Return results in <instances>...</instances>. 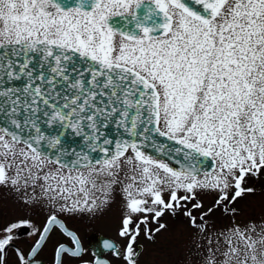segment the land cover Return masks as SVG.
Here are the masks:
<instances>
[{"label": "snow or ice", "instance_id": "snow-or-ice-1", "mask_svg": "<svg viewBox=\"0 0 264 264\" xmlns=\"http://www.w3.org/2000/svg\"><path fill=\"white\" fill-rule=\"evenodd\" d=\"M258 183L264 0H0V189L45 214L0 205V264H142L166 218L195 264H264ZM114 205L94 246L62 219Z\"/></svg>", "mask_w": 264, "mask_h": 264}, {"label": "flooded vegetation", "instance_id": "flooded-vegetation-1", "mask_svg": "<svg viewBox=\"0 0 264 264\" xmlns=\"http://www.w3.org/2000/svg\"><path fill=\"white\" fill-rule=\"evenodd\" d=\"M0 205H2L3 216L6 221L15 219L19 215H27L36 220L37 223H39L42 221L43 216L45 215L43 212H40V216L38 218L36 216V212H38L39 209H36L33 212L22 213L17 206L16 201L13 199V195L2 189H0ZM118 215V206L114 205L103 216L98 217L94 220H82L80 215L74 217H62V219L65 220L67 226L70 229L78 230L82 241H84L85 236H87L88 241L94 246L95 243L102 237L117 239V237L115 236V229L117 226ZM166 219L168 220L169 228H172L178 223H181L180 220H173L171 218ZM165 232L158 234L154 242H149L143 237H141V239L138 241V243L144 250L141 257V260H143L142 264H146L143 259L146 255L150 256L153 253H168V247H162L158 250V252L154 251L159 248L158 246L161 247L162 243H159L158 238H161ZM17 242L21 247L26 248L29 244L32 243V239L27 234H21ZM158 243L159 245L156 246ZM171 252L173 251L171 250ZM44 260L45 264H48L49 256L47 254L44 257Z\"/></svg>", "mask_w": 264, "mask_h": 264}, {"label": "rangeland", "instance_id": "rangeland-1", "mask_svg": "<svg viewBox=\"0 0 264 264\" xmlns=\"http://www.w3.org/2000/svg\"><path fill=\"white\" fill-rule=\"evenodd\" d=\"M257 193L248 199L241 200L238 208L241 215L239 219L245 220L248 217L259 218L264 216V187L261 184H257ZM226 223V221H225ZM161 247H168V253H153L152 255H146L143 259L147 264H195L193 253L189 251L191 248V240L186 230L182 228V224L178 223L172 228H169L161 238H158ZM153 247V246H152ZM171 250L173 252H171ZM143 261V260H142Z\"/></svg>", "mask_w": 264, "mask_h": 264}]
</instances>
